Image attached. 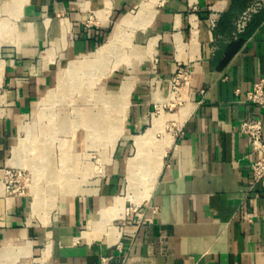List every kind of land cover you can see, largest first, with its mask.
Listing matches in <instances>:
<instances>
[{"label":"crops","instance_id":"obj_1","mask_svg":"<svg viewBox=\"0 0 264 264\" xmlns=\"http://www.w3.org/2000/svg\"><path fill=\"white\" fill-rule=\"evenodd\" d=\"M250 1L0 0V264H264V180H253L239 131L257 118L264 139V108L245 100L264 80V9L233 35ZM118 27L131 42V74L105 85L125 110L118 127H96L114 140L115 157L87 192L75 186L58 210L43 212V200L34 209L2 183L20 128L58 71L95 54ZM178 67L187 76L171 95ZM141 168L155 175L143 199L127 192ZM129 201L148 221L125 217Z\"/></svg>","mask_w":264,"mask_h":264},{"label":"rangeland","instance_id":"obj_2","mask_svg":"<svg viewBox=\"0 0 264 264\" xmlns=\"http://www.w3.org/2000/svg\"><path fill=\"white\" fill-rule=\"evenodd\" d=\"M128 43L131 42L121 43L119 58H116L111 52H109V58L103 59L101 63L92 62V57L96 53L78 58L79 62H82L84 58L89 60V70L80 71L79 74L71 76L72 81L68 77L67 80L63 79L66 83L62 89L57 83L53 84L48 91V94L50 93L52 96L44 103L45 105L40 102L34 108L31 116L22 124L19 137L13 146H21L20 161L9 165L12 167L7 165L3 168V185H6L5 181H9L10 175H12V182L10 189H8L11 194H19L28 198L30 202L32 196L38 198V194L36 196L34 193L38 191L44 202L43 212H54L71 197L69 193L73 187L76 186V190H71L72 192H87L88 189L97 184L107 169V158L112 161L115 157V151L110 152V144L107 140L108 133H103L95 138L88 135L90 138L87 139V123L91 115L94 116L95 113H98L96 109L97 111L106 110L103 107L104 104L101 103L103 98L109 99L110 97V100L118 98L115 96L117 88L109 89L106 87V78L115 76V80H118L123 75L131 74L130 70L123 66L124 59L128 62L130 58ZM117 44L120 45V42ZM117 59L119 60L117 68L109 71ZM63 70L64 68L58 71L55 81L62 78L65 72ZM107 107L109 110L113 109L112 103H109ZM124 110L122 108L121 113ZM161 122L162 120H160ZM111 127V125L108 126L106 130H112ZM47 139L50 142V154L49 163L45 164L49 172L55 171L59 175H57L59 179L55 181L51 191L46 188L49 183L46 182V174L43 175L44 164L38 159L39 156L36 151L37 148L46 145ZM154 176L151 170L141 172L139 192L144 191L141 189L145 188V185L151 186ZM52 191L56 192V196H48L47 193ZM122 197H125V192ZM39 198L41 197L39 196ZM42 200H33L36 202L35 208L43 207ZM134 207L130 201L125 206V208Z\"/></svg>","mask_w":264,"mask_h":264},{"label":"bare ground","instance_id":"obj_3","mask_svg":"<svg viewBox=\"0 0 264 264\" xmlns=\"http://www.w3.org/2000/svg\"><path fill=\"white\" fill-rule=\"evenodd\" d=\"M127 21V20H126ZM124 22L125 24H128L127 22ZM123 24V26L125 25ZM114 36L103 46L101 47L97 52H96V55L92 57V62L93 63H101L103 59L105 58H109V52H111L112 54H114V56L116 58H119V45L117 43L120 42V45L121 43H125V41H127L129 39L128 38H123V33H122V29L121 28H117L116 31L114 32ZM118 52V53H117ZM124 61H126V59H124ZM89 60H87L86 58H84V60H82V62L78 61V60H74V61H71L66 69H65V72L63 73L62 75V78L61 79H57L56 80V83L58 84V86L62 89L65 87V83L66 81L63 80V79H66L67 80V77L69 80H71V76H74V75H77V73L79 74V72H86L89 70V65L88 64ZM119 64V60L117 59L114 63H113V66L110 68L109 71H111L112 69H116L117 68V65ZM96 69V68H94ZM93 69V70H94ZM76 77V76H75ZM74 79V77H73ZM72 81V80H71ZM52 96L50 95V93L46 96H44V98L42 100H40L41 104H44L48 101V98ZM110 100L109 99H104L101 100V103H103V107L106 108V110H98L96 109V112L98 113H95L94 116L91 115L88 123H87V136L86 138H90L88 137L91 136L92 138H95V137H99L98 135V130L96 129V127H98L101 123L105 122L106 120V124L109 122V125H112L114 122V125L116 126V122L118 120V125L117 127L119 126V122H120V114H121V109L124 107V99H121L120 101L116 102L115 101V105L113 106V103H112V106H113V109L115 108L114 112H112L113 109H110L107 107V105L110 103L109 102ZM39 102V103H40ZM45 105V104H44ZM118 108V109H117ZM106 115L108 117V119H105L103 120V116ZM111 115V116H110ZM111 149H110V152H112V147H113V143H114V140L111 141ZM50 142L48 141L47 139V142H46V145H44L43 147H40L39 149L37 148V153H38V159L41 160L44 164V169H43V175L46 174L45 178H47V181L49 184L48 186L46 187L47 190H53V187H54V183H56L55 181L59 179V175L57 174V172L55 171H48L47 170V165L45 163H49V154H50ZM13 154H14V157H15V161L18 163L20 161L19 159V156L22 155V149H21V146L20 147H16L14 148L13 150ZM47 170V171H46ZM143 170H146V168H141L139 173H136V174H132L129 178H128V187H127V192L129 193L130 196H133V197H137L139 196L140 199L146 197L147 195V192L149 191V185H145V188L141 189V190H144L143 192H139V188H140V176H141V172ZM58 175V176H57ZM142 178V177H141ZM143 179V178H142ZM152 179V178H151ZM135 180V182H134ZM145 181V179H144ZM143 183V181H142ZM151 185V184H150ZM3 186V185H2ZM35 195L37 196L38 194V198L35 197V196H32V203H33V208L34 209H38L37 207L35 208V204L36 202H34L33 200H38V199H41L42 198H39L40 194L38 191H35L34 192ZM138 202V201H137ZM118 207V201H116L114 204H113V210H115L116 208ZM112 212V211H111ZM109 213H103L102 215L99 216V220L104 223V220H106L108 217H114L116 215V211L112 212L110 214V216H108ZM104 225V224H103Z\"/></svg>","mask_w":264,"mask_h":264},{"label":"built area","instance_id":"obj_4","mask_svg":"<svg viewBox=\"0 0 264 264\" xmlns=\"http://www.w3.org/2000/svg\"><path fill=\"white\" fill-rule=\"evenodd\" d=\"M264 9V0H251L246 6L240 11L234 22V37L240 35L246 28L252 17ZM217 22V15L210 14L207 23L208 29L212 30L215 28ZM187 73L181 67H178L177 72L168 81L169 93L176 95L179 92L180 82H185ZM238 94L239 91L235 90ZM245 100L258 108H264V80H260L252 85L250 90L245 93ZM240 133L247 138L250 145L251 152L254 155L252 164L250 165L251 175L254 181L264 180V139H262V124L257 118H249L241 122L239 126ZM7 175V171H6ZM9 181H5V190L11 193L10 184L12 182V175H10ZM125 217L137 216V219L148 221V218H143L137 213V207L125 208Z\"/></svg>","mask_w":264,"mask_h":264}]
</instances>
